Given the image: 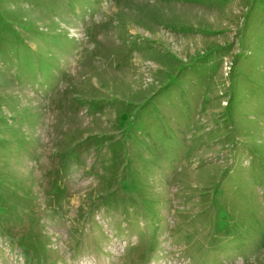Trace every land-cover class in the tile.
Segmentation results:
<instances>
[{"label": "rangeland", "instance_id": "rangeland-1", "mask_svg": "<svg viewBox=\"0 0 264 264\" xmlns=\"http://www.w3.org/2000/svg\"><path fill=\"white\" fill-rule=\"evenodd\" d=\"M0 264H264V0H0Z\"/></svg>", "mask_w": 264, "mask_h": 264}]
</instances>
